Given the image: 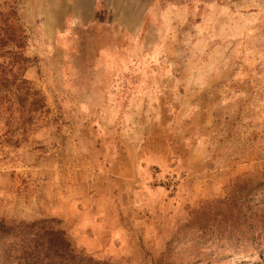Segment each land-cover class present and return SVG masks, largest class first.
<instances>
[{"label":"rangeland","instance_id":"rangeland-1","mask_svg":"<svg viewBox=\"0 0 264 264\" xmlns=\"http://www.w3.org/2000/svg\"><path fill=\"white\" fill-rule=\"evenodd\" d=\"M7 18L47 111L0 113V219L56 220L114 264H264L183 228L264 173V0H0Z\"/></svg>","mask_w":264,"mask_h":264},{"label":"trees","instance_id":"trees-1","mask_svg":"<svg viewBox=\"0 0 264 264\" xmlns=\"http://www.w3.org/2000/svg\"><path fill=\"white\" fill-rule=\"evenodd\" d=\"M27 33L18 19L0 26V113L6 107L21 125L33 126L47 111L46 97L26 78L33 67L26 55ZM15 115V116H14ZM264 192L259 178H238L227 193L192 213L183 228L201 250L222 255L264 256V214L253 202ZM0 264H114L78 251L56 220L0 219ZM155 264H170L161 257Z\"/></svg>","mask_w":264,"mask_h":264}]
</instances>
